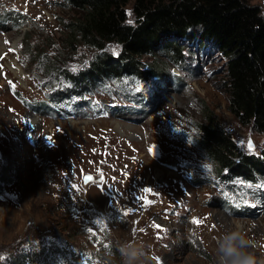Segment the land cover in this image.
<instances>
[{
    "label": "rangeland",
    "instance_id": "rangeland-1",
    "mask_svg": "<svg viewBox=\"0 0 264 264\" xmlns=\"http://www.w3.org/2000/svg\"><path fill=\"white\" fill-rule=\"evenodd\" d=\"M249 1L264 11V0ZM1 9L17 17L0 18V264L51 244L70 253L41 264H125L124 245L152 256L133 264H218V238L237 226L264 262V182L227 184L198 142L209 111L244 150L264 148V134L228 107L220 52L195 43L182 67L161 56L168 78L108 80L79 98L56 84L96 50L67 28L68 0H0ZM49 95L81 103L45 110Z\"/></svg>",
    "mask_w": 264,
    "mask_h": 264
},
{
    "label": "trees",
    "instance_id": "trees-1",
    "mask_svg": "<svg viewBox=\"0 0 264 264\" xmlns=\"http://www.w3.org/2000/svg\"><path fill=\"white\" fill-rule=\"evenodd\" d=\"M68 2L76 15L67 23V28L96 53L83 69L62 76L65 84L56 86L70 90L63 93L81 98L84 92H93L108 80L119 81L129 76L149 83L159 81L168 76L167 62L160 59L162 55L182 67L192 56L193 44L203 48L211 44L226 58L223 85L230 111L242 124L252 125L264 134V11L258 4L249 0ZM3 12L1 9L3 20L17 15V12ZM111 42L118 44L116 53L106 48ZM59 71L64 72V69ZM49 96L50 100L39 104L45 110L59 104L81 103L72 96L64 103L62 96ZM133 100L139 104L137 98ZM198 126L199 145L227 184L240 180L252 184L264 182V148L259 153L244 150L209 111H205V119ZM7 174L3 167L0 188ZM258 196L263 194L258 193ZM244 208L252 211L254 207L246 205ZM69 253L65 247L51 244L39 250L22 251L5 264H41L53 255L66 258Z\"/></svg>",
    "mask_w": 264,
    "mask_h": 264
},
{
    "label": "clouds",
    "instance_id": "clouds-1",
    "mask_svg": "<svg viewBox=\"0 0 264 264\" xmlns=\"http://www.w3.org/2000/svg\"><path fill=\"white\" fill-rule=\"evenodd\" d=\"M250 243L240 226H237V230L224 234L218 238V264H264L258 261L252 252L247 251ZM121 253L125 258V264H133L141 258L144 261L152 259L148 251L137 249L132 245L122 246Z\"/></svg>",
    "mask_w": 264,
    "mask_h": 264
},
{
    "label": "bare ground",
    "instance_id": "bare-ground-1",
    "mask_svg": "<svg viewBox=\"0 0 264 264\" xmlns=\"http://www.w3.org/2000/svg\"><path fill=\"white\" fill-rule=\"evenodd\" d=\"M32 116V115H31ZM16 141V140H15ZM3 143V141L0 139V152H2V147H1V144ZM82 157V156H81ZM141 157H136L135 159H134V161H138L139 159H140ZM55 160V159H54ZM77 160V159H76ZM81 160V159H80ZM75 162V161H74ZM133 181H135V180H133ZM133 181H131V182H133ZM119 182V181H118ZM120 184V183H119ZM118 184V185H119ZM123 184H124V182H123ZM132 185V184H131ZM128 188H130L129 186H128ZM132 188V187H131ZM130 188V189H131ZM135 189V188H134ZM122 190H123V188H122ZM106 191V190H105ZM124 191V190H123ZM132 191H134V190H132ZM136 191V190H135ZM113 193V192H112ZM130 193V192H129ZM136 194H137V192H135ZM139 196V195H138ZM107 199H108V195H107ZM131 203H132V201H131ZM142 203H143V201H141L139 204L140 205H142ZM135 205V204H134ZM152 206H150V208H151ZM134 210V209H133ZM148 210V209H147ZM149 211V210H148ZM144 214H146L145 212H144ZM145 216H147V214L145 215ZM142 217H143V215H142ZM151 217V216H150ZM148 219H149V217H148ZM147 221V220H146ZM140 225L142 226V224H141V222H140ZM149 225V224H148ZM148 225H147V227H148ZM150 227V226H149ZM147 229V228H146ZM150 229V228H149ZM145 230V229H144ZM149 232V231H148ZM143 235V234H142ZM147 237V236H146ZM144 239H146V238H144ZM147 239H148V237H147ZM151 239V238H150ZM157 239V238H156ZM146 241V240H145ZM151 241V240H150ZM148 242V241H147ZM217 264V263H216Z\"/></svg>",
    "mask_w": 264,
    "mask_h": 264
},
{
    "label": "snow or ice",
    "instance_id": "snow-or-ice-1",
    "mask_svg": "<svg viewBox=\"0 0 264 264\" xmlns=\"http://www.w3.org/2000/svg\"><path fill=\"white\" fill-rule=\"evenodd\" d=\"M48 139L51 140L52 138L49 137ZM249 146L251 147V145H249ZM91 180H92V177H85V181L84 182H85V184H88ZM193 222L196 223V224L202 223V221H200V220H194ZM97 223H99V221ZM156 227L159 228L160 226L157 225Z\"/></svg>",
    "mask_w": 264,
    "mask_h": 264
},
{
    "label": "water",
    "instance_id": "water-1",
    "mask_svg": "<svg viewBox=\"0 0 264 264\" xmlns=\"http://www.w3.org/2000/svg\"><path fill=\"white\" fill-rule=\"evenodd\" d=\"M86 177H91V176H89V175H86Z\"/></svg>",
    "mask_w": 264,
    "mask_h": 264
}]
</instances>
